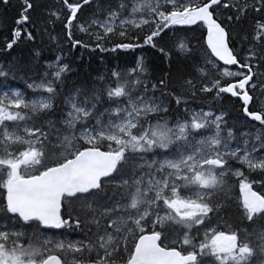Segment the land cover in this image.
Segmentation results:
<instances>
[{
  "label": "snow or ice",
  "instance_id": "1",
  "mask_svg": "<svg viewBox=\"0 0 264 264\" xmlns=\"http://www.w3.org/2000/svg\"><path fill=\"white\" fill-rule=\"evenodd\" d=\"M56 2L19 0L0 48V264H264V0ZM58 22L69 51L168 70L68 89L64 55L16 51Z\"/></svg>",
  "mask_w": 264,
  "mask_h": 264
},
{
  "label": "rangeland",
  "instance_id": "2",
  "mask_svg": "<svg viewBox=\"0 0 264 264\" xmlns=\"http://www.w3.org/2000/svg\"><path fill=\"white\" fill-rule=\"evenodd\" d=\"M250 22H247L245 27L246 29H250ZM198 34V33H197ZM196 33H186L183 35H186L190 40H192L193 44H197L198 41H196L199 36ZM170 39V38H169ZM199 48V46H197ZM57 54H62L64 55L61 51L56 50L54 51L49 57L46 59V61H54L55 56ZM143 55L145 58V62L147 64L152 65V68L150 69V76L148 77L149 79H155V77L159 76L162 71L168 70V63L167 61H162L157 54H155L154 50H148L145 49L143 52L140 50H136L134 53H128V54H120L119 57H117V54L112 53H105L103 54L102 58L100 60H97L92 63H87L84 69L88 70L87 76H83V65H80L78 67H75L71 64V62L67 59V57L64 55L65 62H68L72 68V71L68 73L67 77V85L66 87L70 89L73 85H80L82 83L91 82V78L97 76L98 74H106L107 70L119 65L122 68H128V67H133L134 66V57L135 56H140ZM45 61V62H46ZM44 62V63H45ZM43 63V64H44ZM44 69V68H43ZM45 70V69H44ZM175 70V66L173 68ZM77 76V77H76ZM80 77V78H79ZM13 87L19 86L17 84H11ZM19 87H23L19 86ZM29 95H32L31 92L28 93ZM238 101L235 99L232 100H226L223 103H218L215 102L211 99L210 96H204L200 97L195 102L192 104V107H197V106H204L206 109L209 106H213L216 108H222L229 113H231L232 117H235L238 115L236 112V106L238 105ZM231 122V120H230ZM258 127V125H256ZM252 126L251 125H245L243 129H240L241 131L243 130H248ZM239 140V137H238ZM237 141H234L233 143L235 144ZM76 234H72V238H75Z\"/></svg>",
  "mask_w": 264,
  "mask_h": 264
},
{
  "label": "trees",
  "instance_id": "3",
  "mask_svg": "<svg viewBox=\"0 0 264 264\" xmlns=\"http://www.w3.org/2000/svg\"><path fill=\"white\" fill-rule=\"evenodd\" d=\"M34 2V11L32 12L33 19H44L42 15V11L45 9H59V5L57 4L56 0H33ZM19 9V0H11L10 6L7 9L0 8V48L3 47L4 38L7 36L10 38L11 29L13 27V19L17 16V11ZM63 19V17H62ZM251 24V21H249ZM53 35L57 37L56 41H52L48 39V37L44 34L33 43L27 46L21 45L20 48L16 49L17 52L25 51L27 52L28 48H34L40 51V56L38 58L37 68L38 71H44L42 65L46 61V59L51 55L54 51L59 50L61 51L67 59L71 62V64L75 67L83 65L85 68L86 64L95 62L100 60L105 53H89L88 51H81L79 48L69 51L68 45L65 41V36L61 31V25L58 22L54 31L50 29ZM74 35H79L76 32V29L73 28ZM197 34V33H196ZM199 36V34H197ZM86 39L85 37H81ZM198 41L196 46H199V38L196 40ZM2 59V57H0ZM175 71V70H174ZM88 70H83V76H87ZM77 77V76H76ZM80 78V77H79ZM11 84H17L22 86L23 81L16 80L10 81Z\"/></svg>",
  "mask_w": 264,
  "mask_h": 264
},
{
  "label": "flooded vegetation",
  "instance_id": "4",
  "mask_svg": "<svg viewBox=\"0 0 264 264\" xmlns=\"http://www.w3.org/2000/svg\"><path fill=\"white\" fill-rule=\"evenodd\" d=\"M233 99H235V98H233ZM254 124H256V125H258V122H253Z\"/></svg>",
  "mask_w": 264,
  "mask_h": 264
}]
</instances>
